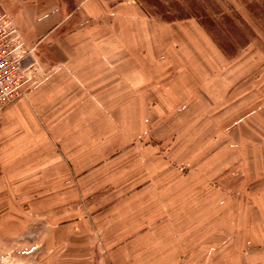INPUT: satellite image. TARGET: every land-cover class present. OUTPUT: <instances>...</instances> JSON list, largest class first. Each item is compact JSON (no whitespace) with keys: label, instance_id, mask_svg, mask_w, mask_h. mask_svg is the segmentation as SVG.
Returning <instances> with one entry per match:
<instances>
[{"label":"rangeland","instance_id":"rangeland-1","mask_svg":"<svg viewBox=\"0 0 264 264\" xmlns=\"http://www.w3.org/2000/svg\"><path fill=\"white\" fill-rule=\"evenodd\" d=\"M22 1L0 0V11L7 12L15 23L10 9ZM88 1L91 7L93 1L98 5L97 0ZM126 1L133 2L138 13L162 27L164 33H175V25L189 30L188 21L178 24L176 21L181 20L166 21L151 15L147 2ZM159 1L174 13L178 7L201 6L213 24L207 20L203 25L209 40L202 41L201 49L209 58H203L202 79L197 85L202 97L186 107L190 114L180 113L179 120L155 122L152 127L155 133H167L162 139L164 144L172 157L176 152L182 161L175 169L162 172L163 181L170 184L183 177L180 189L185 198L190 197L183 202H154V211L171 207L170 213H180L176 220L183 225L176 237L178 254L171 259H157L155 264H264V0ZM45 2L57 3L63 13L54 34L99 21L105 24L106 33H113L117 24L111 20L109 9L96 6L90 9L94 15L87 18L81 13L85 11L79 8V0ZM149 9L154 10L152 6ZM137 27L149 28L140 22ZM170 44L177 42L171 39ZM41 47L34 51L24 41L23 62L35 69L34 77L23 95L0 111V151L7 140H17L26 129L31 131L19 138L20 144L14 141L10 145L13 158L9 162H2L0 157V264H148L152 260L148 252L157 255L162 251L160 245L151 247L149 234L160 232L162 217H154L151 225L119 233V225L132 219L129 213L134 203L130 198L132 187L117 184L120 176L118 173L115 178L112 163L115 153H110L114 148L106 151L103 161L91 160L86 171L90 185L82 193L79 186L70 184L72 178H67L75 175L66 170L60 143L56 150L50 146L48 135L38 140L35 137L39 129L49 131V122L41 118L48 117L58 101L50 96L26 98L48 73L50 63L44 54L39 55V49L47 47ZM170 73L173 76L177 71L171 69ZM211 88L217 89L212 96ZM106 93L109 96V91ZM25 98L34 118L7 125L6 111ZM114 108H104L106 117L100 125L105 129L124 125L114 115ZM193 114L201 116V121ZM198 129L204 137L184 134ZM105 162L108 166L103 165ZM193 190L200 192L195 200L190 196ZM66 192L71 212L51 213L56 198L60 204ZM75 194L82 197L86 213H77V205L72 203ZM172 205H176L175 211ZM158 236L153 234L152 238Z\"/></svg>","mask_w":264,"mask_h":264},{"label":"crops","instance_id":"crops-1","mask_svg":"<svg viewBox=\"0 0 264 264\" xmlns=\"http://www.w3.org/2000/svg\"><path fill=\"white\" fill-rule=\"evenodd\" d=\"M79 1V8L85 11L81 13L87 18L94 15L90 9L96 6L112 11L111 20L117 22L114 32L106 33L105 24L99 21L83 24L65 34H54L63 13L57 3L50 4L45 0H23L10 9L25 43L33 46L34 51L37 46L45 44L47 48L41 50V47L39 55L44 54V59L50 63L46 67L47 75L33 86L26 98L50 96L58 100L48 117L41 118L49 122V131L39 129L35 137L38 140L48 135L50 146L53 145L56 150L60 143L61 153L66 158V170H72L75 175L74 178H67H72L70 184L79 186L82 193L84 187L90 185V175L86 171L91 160L103 161L106 151L114 148L110 153H115L112 163L115 178H118V173L120 176L117 184L132 187L130 198L134 203L129 213L132 219L123 226L119 225V233L151 225L154 217H162L160 232L146 229L151 234V247L160 245L162 249L157 255L151 251L147 253L152 258L148 264L171 259L179 250L176 237L183 225L176 218L180 213H170L171 207L154 211V202H183L190 197L185 198L184 190L180 189L183 177L170 184L163 181L162 172L171 170V167L175 169L182 161L177 158L176 152L172 157L164 144L162 139L167 133H155L152 127L155 122L179 120L180 113L190 114L186 107L195 105L202 97V90H198L197 85L202 79L203 58L208 59L209 56L203 53L201 43L203 40L208 42L209 35L203 33L204 26L194 17L176 21L178 24L188 21L189 30L181 27L184 25H175V33H164L162 27L139 14L137 6L131 1L118 0L111 4L110 0H97L98 5L93 1V7L88 0ZM138 21L149 28L139 29ZM171 39L177 44L171 45ZM212 53L217 56L216 51ZM171 69L177 74L172 76ZM215 90H209L211 96ZM106 91H109V96ZM26 98L6 111L4 120L7 125L25 123L34 118L26 107ZM108 105L115 107L114 115L124 123L120 129L101 126L106 117L104 108ZM193 115L195 118L196 114ZM196 118L197 121L202 119L201 116ZM30 132L26 129L19 138L27 137ZM184 134L204 137L199 129ZM19 138L3 143L0 151L2 162L13 158L10 145L14 141L20 144ZM168 153L169 156L166 155ZM56 155L55 162L58 159ZM109 162L103 165L108 166ZM126 174H129L128 177H123ZM171 186L172 189L169 188ZM67 193L60 204L56 198V208L54 212L52 208L51 213L71 212ZM197 194L200 192L193 190L190 196L194 199H191H197ZM72 203L77 205V213H86L81 196L75 194ZM172 206L175 211L176 205ZM74 211L73 208L72 213ZM153 234L160 236L152 238ZM171 244L174 246L171 247Z\"/></svg>","mask_w":264,"mask_h":264},{"label":"built area","instance_id":"built-area-1","mask_svg":"<svg viewBox=\"0 0 264 264\" xmlns=\"http://www.w3.org/2000/svg\"><path fill=\"white\" fill-rule=\"evenodd\" d=\"M24 40L11 16L0 11V111L19 99L34 77L33 67L25 65Z\"/></svg>","mask_w":264,"mask_h":264},{"label":"trees","instance_id":"trees-1","mask_svg":"<svg viewBox=\"0 0 264 264\" xmlns=\"http://www.w3.org/2000/svg\"><path fill=\"white\" fill-rule=\"evenodd\" d=\"M141 1L147 2V4H149V7L152 6L154 10H150L149 7H146L147 11L151 15L159 16V18L162 20L174 21L177 19L195 17L201 22L202 25H205L207 20L211 21L210 14L205 9H203L201 6L198 5H192L189 7H178L176 9V13H174L171 9L162 5L159 0H141ZM211 24H213V21H211Z\"/></svg>","mask_w":264,"mask_h":264}]
</instances>
